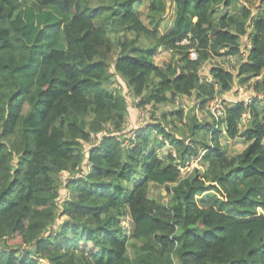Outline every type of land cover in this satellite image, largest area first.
I'll list each match as a JSON object with an SVG mask.
<instances>
[{
	"label": "trees",
	"instance_id": "1",
	"mask_svg": "<svg viewBox=\"0 0 264 264\" xmlns=\"http://www.w3.org/2000/svg\"><path fill=\"white\" fill-rule=\"evenodd\" d=\"M140 2L0 0V264H264V15L242 0H152L146 24ZM160 47L171 59L158 64ZM229 57L235 72L211 62ZM241 78L254 95L221 117L180 128L179 108L123 134L125 89L139 108L194 95L202 110ZM244 114L248 143L230 156L219 137Z\"/></svg>",
	"mask_w": 264,
	"mask_h": 264
},
{
	"label": "rangeland",
	"instance_id": "2",
	"mask_svg": "<svg viewBox=\"0 0 264 264\" xmlns=\"http://www.w3.org/2000/svg\"><path fill=\"white\" fill-rule=\"evenodd\" d=\"M110 0H90V5L91 6H97L101 4H107ZM152 0H141V2L137 5L138 12L140 15V18L142 21L146 24H148V17H147V12L149 10V4L151 3ZM167 6L164 9V15H158L157 16V21L158 25L154 27L158 31L159 34L167 32L171 28L172 20L174 18V12L173 8L169 1H166ZM243 5H247L253 14L256 13V11H259L262 15H264V4L261 5L260 0H242ZM153 27V26H152ZM121 34V33H120ZM128 37H132L133 35L131 33L127 34ZM248 42V41H246ZM140 44H148L149 40L147 39H141L139 41ZM247 46V44H246ZM154 61L158 64L161 63H166L171 59V52L166 51L162 49L161 47L159 48L158 52L154 55L153 57ZM211 62H217L219 64H222L223 66L230 68V70L234 71L236 70V63L238 62L237 57H232L230 58H221V59H213ZM210 61L206 62L203 67L201 68L200 74L202 76H207L209 67L211 64ZM118 81H120L121 85H124V83L121 81L120 78H117ZM252 79H247L243 81V78L239 79L238 82L232 87V89L227 93L223 94L221 96H216L217 99L223 100V106L224 105H232L233 102L235 101H248L250 100V97L254 95V92L250 88V81ZM114 86H118V83L116 81L114 82ZM125 93L128 95V106H129V119L125 124L123 131L124 136L127 137H134L133 130L135 128H138L140 126L145 125L146 122L148 121H153V117H160V115L163 112H171L176 109L181 108L183 110V116L181 120L176 119V117H172V122L175 123L176 126L182 128L185 127V125L189 122V116L195 115L196 118L200 120H206V121H211L212 120V112L211 110L217 109L218 103L215 102L212 105H207L204 109L199 110L196 106V100L194 98V95L192 96H178L175 98L174 102L171 103H162L160 105H157L155 108L152 107H145V108H139L135 106V99L129 94V92L124 90ZM213 100V99H212ZM264 102V101H263ZM217 103V104H216ZM248 114H244L243 118L238 124L239 127V134L235 136L234 138L228 137L225 135L224 130L222 135L219 137V142L220 144L224 147V150L226 154L233 156L236 154L241 153L245 147L247 146V141L245 140L244 137L240 136V133H242L247 124H248ZM167 127L172 126L171 123H168ZM178 136L179 135H185L187 134V129H180V130H175L174 131ZM206 140H210V137L208 136ZM125 141H127L125 139ZM169 150H171V147L167 144L160 148L159 155L163 157V153H168ZM200 167L198 159H195L191 161L189 164L186 165V167H181L180 172L182 175H185L187 171L192 170L194 167ZM67 173L63 172L62 176L65 177ZM62 195H67V192L65 190H62ZM150 197L154 198H164L166 196V191L165 188L162 186L158 185H151L150 186ZM65 217L62 216L60 220H63ZM124 227L126 230H129L130 226L127 222V219L124 220L123 223ZM133 251L134 249L131 246H128V254L129 256H133ZM41 264H45L44 261H41Z\"/></svg>",
	"mask_w": 264,
	"mask_h": 264
},
{
	"label": "built area",
	"instance_id": "3",
	"mask_svg": "<svg viewBox=\"0 0 264 264\" xmlns=\"http://www.w3.org/2000/svg\"><path fill=\"white\" fill-rule=\"evenodd\" d=\"M184 42H185V40L181 41L180 43H184ZM245 44H247L246 47H250V42L249 41L248 42L245 41ZM189 56H190L191 59H195L196 58V52L193 49H191L190 52H189ZM229 58L232 59V57H229ZM220 99L214 98L208 104V105H212L215 102L218 103L217 109L211 110V112H212V114H213V116L215 118L221 117L223 115V109H222L223 108V100L220 101Z\"/></svg>",
	"mask_w": 264,
	"mask_h": 264
}]
</instances>
